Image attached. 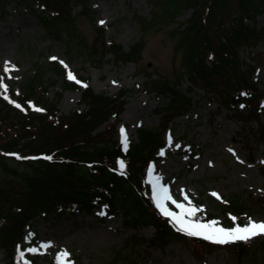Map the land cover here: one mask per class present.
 I'll return each instance as SVG.
<instances>
[{"label":"trees","instance_id":"trees-1","mask_svg":"<svg viewBox=\"0 0 264 264\" xmlns=\"http://www.w3.org/2000/svg\"><path fill=\"white\" fill-rule=\"evenodd\" d=\"M18 2L37 8L45 34L64 42L69 51H83L92 65H101L107 54L114 63L133 62L143 75L138 87L159 100L153 109L158 123L138 128L136 138L128 139L127 148H122L115 126L127 102L128 89L108 95L86 85L77 106L61 113L58 104L63 91L79 89L78 83L63 77L62 89L51 98L49 87L56 80L48 79L46 72L51 69L65 75V69L55 61L34 62L32 73L18 85V95L13 91L8 99L0 95L2 264H25L15 259L14 252L26 226L64 213L92 215L101 205L107 215L120 213L127 227L151 225L152 244L177 238L190 245L201 259L221 247L238 263L252 255L253 240L218 243L180 231L153 206L144 177L159 157L157 151L170 123L194 108L199 99L216 103L212 119L227 111L241 124L251 126L253 134L264 142V89L252 78L256 67L264 63V53L256 52L250 60L240 54L241 49L264 43V26L258 28L255 24L256 17L264 14V0H149L148 15L133 13L142 36L127 50L113 39L107 41L104 27L94 25L90 41L81 34L77 19L87 17L93 21L89 0H0V17ZM188 10L190 15L179 20ZM244 18L252 24L244 23ZM168 24H173L170 36L179 55L172 77L155 68L139 67L146 33ZM184 79L189 81L185 88L181 83ZM197 88L203 91L199 99L195 97ZM121 159L126 165L123 169L118 163ZM255 201L262 203L264 194ZM222 209L229 217L242 215L246 199L233 194L224 198ZM208 216L196 213L194 219L206 220ZM256 240V246L263 250L264 264V237ZM124 264L139 263L126 256Z\"/></svg>","mask_w":264,"mask_h":264},{"label":"rangeland","instance_id":"rangeland-1","mask_svg":"<svg viewBox=\"0 0 264 264\" xmlns=\"http://www.w3.org/2000/svg\"><path fill=\"white\" fill-rule=\"evenodd\" d=\"M88 4L93 11V21L87 17L77 19L81 34L90 41L93 26L104 27L107 41L113 39L125 50L142 36V29L133 13L148 15L151 9L149 0H89ZM79 9L76 8L77 11ZM188 15L189 11H186L178 19ZM38 17L37 8L22 2L11 4L8 13L0 17V77L8 85L4 95L6 99L11 91L19 94L18 85L32 73L34 62L46 64L55 61L65 69V75L47 70L46 77L56 80V84L49 87L48 96L52 98L56 90L62 89L63 77L80 86L79 89L63 91L58 104L61 113L66 114L77 106L80 90L87 84L108 95L126 88L129 90L127 102L115 126V136L120 143L121 126L128 140L136 138L138 128L157 125L158 118L153 109L159 100L138 87L143 82V75L137 72L133 62L114 63L111 54H107L101 65H92L83 51L76 48L69 51L64 42L45 34ZM258 20L262 23L264 17L259 16ZM172 27L173 24H168L146 33L139 67L155 68L160 73L173 76L179 55L170 36ZM250 51L264 53V44L245 48L241 55L247 59ZM5 62H9L10 73L4 72ZM13 64L16 65L14 69L11 68ZM69 70L76 79L68 77ZM253 79L259 88L264 89V63L258 66ZM186 84L182 81V87L185 88ZM0 91L5 92L2 87ZM198 94L202 91L197 90L196 99H199ZM215 106V102L199 99L194 108L170 123L163 136L161 149L164 151L161 153L159 150L160 157L146 178L151 194L152 181L159 175L161 180L158 183L168 185L174 199L185 205L189 201L192 205H203L204 208L198 212L209 215L206 221L215 219L223 227H231L235 223H247L249 216L264 220V201H255L264 194V143L253 134L251 126H243L227 111L212 119L210 115ZM261 120L264 122V111ZM10 164L19 166L14 161ZM2 175L0 169V177ZM214 192L219 195H213ZM233 194L246 199V210L235 216V221L222 209L224 198ZM165 203L180 211L171 200ZM153 235L151 225H140L135 229L127 227L120 213L107 215L100 206L92 215L64 213L59 218L39 220L26 226L14 257L24 263L56 264L55 253L67 249L72 264H113L116 258L117 264H124L126 256L133 257L139 264H262L263 250L256 246L259 244L256 239H261L264 234L249 238L255 242L254 253L241 263L225 247L207 253L201 259L184 241L170 238L164 243L152 244L150 238ZM45 241H52V244L43 248L41 245ZM29 248H38L39 251H27ZM21 251L23 257L18 254ZM3 256L0 248V264Z\"/></svg>","mask_w":264,"mask_h":264},{"label":"snow or ice","instance_id":"snow-or-ice-1","mask_svg":"<svg viewBox=\"0 0 264 264\" xmlns=\"http://www.w3.org/2000/svg\"><path fill=\"white\" fill-rule=\"evenodd\" d=\"M104 23V21H101ZM63 64L64 61H61ZM16 65H11V68L14 69ZM67 67V65H65ZM11 69L9 67V62H5L4 72L10 73ZM68 77L70 79H76L71 70L68 71ZM0 87H2L5 92H0V95H5L8 89V85L3 82V78L0 77ZM12 103H16L15 100ZM121 142L125 148L128 146L127 135L123 126H121ZM171 142V136L168 137ZM179 147V145H177ZM163 149H161V153H163ZM16 155V154H14ZM239 158V157H237ZM48 159H51L49 156ZM120 167L123 169L126 165L125 162L121 159L118 161ZM153 165H149V173L152 172ZM161 180L159 175L155 176V179L152 181V199L155 201L156 207L160 210V212L170 218V223H174L178 229L182 232L187 233L188 235L193 236H202L205 239L212 240L218 243H227L230 241L236 240H245L247 241L249 238L264 234V220H255L252 217H248V222L244 224L235 223L231 227H223L220 225L215 219L202 221L199 219H194L196 213L204 208L203 205H192L191 201L187 205L182 201H178L173 198L171 192L169 190L168 185L158 183ZM213 195H219L218 193H213ZM185 199H187V195L185 194ZM171 200L177 207L180 209L179 212H173L170 208L167 207L166 201ZM232 219L235 221L237 218L232 216ZM52 244V241H45L41 245L43 248H47ZM27 251L36 252L39 251L38 248H29ZM18 254L23 257L24 253L18 252ZM70 253L67 249H61L59 252L55 253L56 264H72V261L68 259ZM25 264H30V262L26 261Z\"/></svg>","mask_w":264,"mask_h":264}]
</instances>
